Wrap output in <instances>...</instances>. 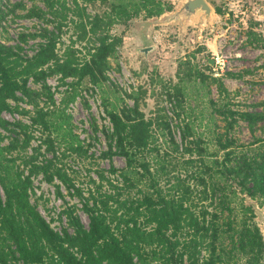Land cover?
<instances>
[{
  "label": "trees",
  "instance_id": "1",
  "mask_svg": "<svg viewBox=\"0 0 264 264\" xmlns=\"http://www.w3.org/2000/svg\"><path fill=\"white\" fill-rule=\"evenodd\" d=\"M44 1L47 13L55 19L48 18L53 27L44 26L40 32L20 34L21 41H26L29 35L44 38L35 53L24 56L22 44H8L0 39V128L5 130H0V264H238L234 260L238 253L248 255L246 264H261L264 235L258 223L251 219L256 216L253 206L246 204L252 216L244 215L238 223L226 189L232 183L229 179L237 180L244 192L263 198L264 203V145L251 152L236 150L232 148L235 138L229 131L219 133L218 143L226 151L225 157H216L213 164H209L202 139L192 137L189 122L181 126L182 142L179 143L165 108L161 107L162 112L158 111L156 116L147 117L140 108L138 96H134L133 105L108 110L112 125L103 131L108 138V149L103 155L120 154L126 159V167L120 170L118 182L110 180L108 188H104L105 174L101 173L100 180L94 181L96 188H90L89 195L83 198L89 226L84 224L74 205L63 210L68 226L58 230L31 202L33 176L37 174H43L48 182L59 179L60 182H56L59 195L63 194L64 185L70 190L75 188V194L83 196L82 189L58 160L59 147L51 132L34 146L32 153L27 150L33 138L32 127L43 131L51 128L53 110L50 105L56 103V98L49 76H60L63 81L74 77L76 84L85 78L93 84L105 82L109 79L110 56L123 41L122 36L112 34L108 26L116 18L127 22L142 8L147 15L161 12L150 6L154 0H139L132 6L124 2L114 4L110 14L91 15L74 0L76 6L71 15H77L78 19H71L81 30L77 40L91 44L81 56L74 47H69L64 54L58 51L62 19L69 17L64 12L66 2ZM18 5L23 4L15 3L10 11ZM217 11L222 12V9L218 7ZM5 13L7 10L0 6V17ZM43 13L40 7L34 6L27 15L41 17ZM249 34L252 37L254 31L250 30ZM186 75L188 79L196 76L202 82H215L221 93L227 91L221 77L200 68L192 67ZM181 78L165 89L171 102L175 99L177 108L182 107L184 100L181 82L185 77ZM31 80L40 86H32ZM43 96L48 106L41 104ZM72 96L63 101H70ZM21 101L33 105L34 109L22 106ZM256 105L262 108L237 110L228 104H216L214 110L225 119L227 129L243 119L254 131L258 122L264 120V100ZM4 111L27 115L31 121L16 117L9 120L3 116ZM176 113L181 114L178 110ZM158 129L165 131L173 150L181 148L183 153L190 154L182 161L186 166L198 163L197 169L189 173L196 180L195 185L190 183L188 172L183 177L168 172L167 164L172 161L168 159L170 153L161 152L153 144ZM6 138L9 141L3 145ZM88 149L81 143L71 144L63 153L67 150L87 153ZM48 152L53 156L47 157ZM152 152L154 155L148 158L146 154ZM117 171L113 165L111 172ZM216 176L227 181L221 182ZM142 182L148 185V191L140 187ZM196 191L201 200L210 198V205L215 209L206 205L198 209L196 196L193 197ZM228 237L229 248L225 243ZM205 251H208L207 256Z\"/></svg>",
  "mask_w": 264,
  "mask_h": 264
},
{
  "label": "rangeland",
  "instance_id": "2",
  "mask_svg": "<svg viewBox=\"0 0 264 264\" xmlns=\"http://www.w3.org/2000/svg\"><path fill=\"white\" fill-rule=\"evenodd\" d=\"M64 1L66 2L64 12L69 17L62 19L63 31L58 51L64 54L69 47H74L78 49V54L83 56L87 52L86 47L91 44L87 40H77L81 30L71 19L74 17L71 10L75 8L76 3L74 0ZM138 1L78 0L79 5L86 7V11L91 15L110 14L114 4L124 2L132 6L133 2ZM186 1L154 0L150 6L160 9L161 12L158 14L147 15L146 9L142 8L139 14L127 22L114 19L108 29L112 34L121 35L123 41L110 56V66L107 70L109 79L105 82L93 84L85 78L76 84L77 78L74 77L63 81L60 76H49L48 81L56 98V103L50 105L53 110L50 116L51 128L49 131H43L40 127H32L33 138L27 150L32 153L34 146L51 132L59 147L60 164L74 178L76 186L83 191V196H79L75 194V188L70 190L62 185L63 194L59 195L56 186V182H60L59 179L53 183L46 181L43 174L33 176L31 202L54 228L62 230L64 226H68V218L62 212L74 205L84 224L89 226L90 218L83 208V198L89 195L90 188H96L94 181L100 180V174L104 173V188L110 186V180L118 182L120 170L126 167V159L120 154L103 155L108 149V138L103 131L112 125L108 110H119L126 104L133 105L134 96L139 97L140 108L147 117L156 116L161 107L165 108L179 143L182 142L181 126L185 121L189 122L192 137L202 139V145L207 153L206 161L209 164H213L216 157L220 159L225 157L226 151L221 149L218 143L219 133L229 131L228 134L235 138L236 142L232 148L236 150L251 152L252 149L264 145V120L258 122L254 131L243 119L237 121L233 128L227 129L225 119L214 110L216 104H228L237 110H251L257 107L258 102L264 100V0H207L212 8L211 12L199 7L191 14L184 9ZM18 2L23 5H18L10 11ZM0 6L7 10L5 16L0 17V39L8 44H22L24 56L35 53L39 48V42L44 38L29 35L26 41H21L20 34L40 32L44 26L53 27L48 18L54 21L55 19L47 13L45 1L0 0ZM34 6L43 10L41 17L27 15L28 10ZM218 7L222 12L217 11ZM74 19L77 20L78 16L76 15ZM250 30L254 31L252 37L249 34ZM150 46L153 48L145 52L144 48ZM192 67L221 77L227 91L221 93L215 82H202L196 76L188 79L186 72ZM229 72L237 75H231ZM181 76L185 77L181 82L184 100L182 107L177 108L175 99L171 102L165 89L180 82ZM31 85L40 86L32 80ZM68 96H72L73 99L63 101ZM45 98L46 96L41 98V104L48 106ZM20 104L34 109L33 105L27 102L21 101ZM257 108L261 109L262 106L259 105ZM177 110L180 111V116L177 115ZM3 116L9 120L16 117L23 118L26 122L31 121L27 115L22 116L20 113L9 111H4ZM0 130L5 132L3 128ZM164 133L165 131L158 129L153 144L160 148L161 152L167 150L170 153L168 159L172 161L167 164L168 172L182 174V177L188 172L190 183L195 185L196 180L190 177V172L197 169L198 163L186 166L182 161L185 157H190V154L183 153L181 148L173 150V144ZM8 141L6 138L2 144H7ZM79 143L84 148H89L87 153L68 150L63 153L71 144ZM45 146L43 143L42 151L45 150ZM153 155L154 152L146 154L148 158H152ZM192 155L197 158L195 153ZM52 156L51 152L47 153V157ZM113 165L118 169L117 173L111 172ZM216 178L221 182L226 180L223 177ZM164 182L162 179V185L166 184ZM228 182L232 183L227 186L226 192L231 198V206L234 208L238 223L244 215L252 214L247 206L251 205L256 214L255 218L251 219L258 223L264 233L263 198L248 195L237 184V180L229 179ZM140 184L144 190H149L146 183ZM198 196L197 191L194 192L193 197L198 209L204 205L209 209H215L210 205V198L201 200ZM226 214L227 212L223 217ZM229 240V237L225 239V243L228 244ZM205 253L207 256L208 251ZM247 259V254L238 253L234 260L238 264H246ZM261 264H264V257Z\"/></svg>",
  "mask_w": 264,
  "mask_h": 264
},
{
  "label": "water",
  "instance_id": "3",
  "mask_svg": "<svg viewBox=\"0 0 264 264\" xmlns=\"http://www.w3.org/2000/svg\"><path fill=\"white\" fill-rule=\"evenodd\" d=\"M203 8L205 9L206 11L208 12H211L212 11V8L210 6V4L207 2V0H187L184 4V9L186 10V12L188 13H193L195 11H197V8ZM153 47L150 46L149 48H144V51L145 52H148L150 49H152ZM262 231V229H261ZM263 233V231H262ZM264 235V233H263Z\"/></svg>",
  "mask_w": 264,
  "mask_h": 264
}]
</instances>
